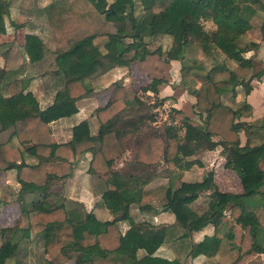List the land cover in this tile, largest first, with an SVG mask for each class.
Returning a JSON list of instances; mask_svg holds the SVG:
<instances>
[{
  "label": "trees",
  "instance_id": "16d2710c",
  "mask_svg": "<svg viewBox=\"0 0 264 264\" xmlns=\"http://www.w3.org/2000/svg\"><path fill=\"white\" fill-rule=\"evenodd\" d=\"M89 1L95 12L114 24V32L107 34L112 39H105L99 48L93 42L95 34H85L56 47L52 72L60 76L61 85L45 107H38L15 75L22 64L19 49L8 44L0 53V171L14 169L17 198L34 193V202L46 206L21 208L13 225L0 227V264L10 259L19 264L15 259L19 241L33 237L41 239L42 264L67 260L73 264H186L185 257L214 255L222 239L230 260L206 264H245L254 254L262 257L249 264H264V190L260 189L264 169L259 166L264 157V112L244 120L250 115L249 104L234 101L236 87H242L246 95L250 81L262 73V69L253 73L251 56L244 55L258 43L250 40L239 45L238 39L251 27L249 19L256 17L264 40V0ZM136 7L139 15L134 13ZM7 12L8 0H0V33L5 30ZM8 23L17 28L24 18L16 15ZM203 33L209 35V51L223 55L207 67L194 58L197 44L205 42ZM156 34L170 37L163 54L179 60V82L197 84L192 107L198 121L172 108L169 122L156 127L153 108L162 98L152 95L149 102L141 95L147 89L156 93L161 79L152 77L139 90L114 81L106 102L93 111L96 132L90 134L87 121L80 119L71 126L68 140L56 141L48 122L76 111L75 102L91 92L86 80L113 66H128L160 53L159 47L149 50L144 39ZM23 49L29 62L44 60L49 53L42 39L29 32L24 33ZM213 148L219 149L226 166L237 175L240 191L218 189L211 170L198 180H179L173 187H144L156 176L157 166L187 169L200 163L187 156ZM84 153L89 154L86 172L102 184L100 198L111 213L108 220H98L78 203H66L52 190L53 180L62 182ZM23 154L33 156L35 162H24ZM199 194H205L206 203L197 213L187 205ZM160 196L161 206L173 216L170 224L155 226L140 220L130 221L123 232L118 228L117 221L129 220L131 204L151 210ZM1 200L6 201V196L1 194ZM206 224L211 233L193 241L191 233ZM152 235L158 243L149 248ZM164 241L173 243L170 258L154 253ZM178 248L183 255L176 254Z\"/></svg>",
  "mask_w": 264,
  "mask_h": 264
},
{
  "label": "crops",
  "instance_id": "0c3cea01",
  "mask_svg": "<svg viewBox=\"0 0 264 264\" xmlns=\"http://www.w3.org/2000/svg\"><path fill=\"white\" fill-rule=\"evenodd\" d=\"M110 1L111 0H106V2ZM257 14L261 15L260 12H257ZM16 15L22 16L24 18V23L20 27L13 28L9 25L8 21ZM249 21L251 27L246 30L243 35H248L249 31L254 28L255 34L252 37H247L246 41L252 40L258 44L254 50H248L245 55L251 56L252 58L256 56L257 59H259L260 54H258V50L262 48L264 49V40L261 39L258 31L259 20L256 17H251ZM4 25L5 30L0 33V53L8 44H13L19 49L22 57V64L15 75L22 80L25 90H29L33 94L39 108L45 107L52 101L54 91L61 85L60 76L52 72L54 67L53 51L56 47L64 45L66 40L75 36L95 34L93 42L97 43L96 39H100L101 43L98 47L101 48L104 39H112V37H108L107 34L114 32V24L110 21L103 20L100 14L93 11L92 4L89 0H8V12L4 17ZM204 26L209 28L210 24L205 22ZM27 32L39 36L46 48L49 50V53L44 57V60L35 62H29L27 60V56L23 49V36L24 33ZM147 39H149L148 41L152 39L155 41L157 40V45L160 39L165 40V48H160L162 54L160 59L163 68L153 66L152 62L155 60L156 53H151L146 55L142 60L131 61L128 66H113L106 71L87 79L86 84L91 88V92L89 95L82 97L75 102L77 108L76 111L68 116L60 117L48 122L50 131L56 141L61 142L68 140L70 138L71 126L80 119H85L88 123V127L90 126V122H96L93 111L95 108L102 106L106 102L111 89V83L114 81H120L121 84L130 85L133 89L139 90L141 87H146L152 77L160 78V83L156 85V93H153L148 89L144 91V95L148 96L147 98L149 102H151L154 98L152 95H155L158 99L162 98L161 103L154 107L153 110L158 107H162V105L167 102L169 105L167 110H171L172 108L178 109L183 115H186L188 119L191 117L189 113L191 115H196L193 111L194 109L192 107V103L194 101L193 93L195 92L197 84L192 81H187L186 83L179 82V60L166 59L164 57L163 53L170 43V37L165 34H156L148 36ZM145 41L147 42V40ZM148 49L151 50V48ZM215 52L216 54L219 53V57H217V59L223 57L220 52ZM260 59L264 60L262 56ZM1 62L2 58L0 55V64ZM161 75H163V77ZM140 80H143L144 82L138 85L137 83ZM255 80V83H251L250 81L251 89L246 95L243 94L240 99L237 98L238 90L236 87V94L234 97L235 102L245 100L249 104L250 115L243 118L247 121L261 115L264 112V67L258 79ZM179 84H182V86H180L174 96H170L172 95V89L177 88V85ZM3 93L5 94L4 90ZM96 129L93 128V130H90L89 127V133L94 134ZM218 150V148H213L210 150L200 151L193 156L194 158L197 157L195 159L199 160V164L194 163L187 169H175V171L170 172V175L175 173L176 176L179 172V180L200 179L204 174L203 172H205V167H207L206 159L209 155H211V153H214V151H217L218 153ZM88 157L89 154L84 153L76 162H74L71 165L68 176L63 179L62 182L53 180L54 183H58V186L55 185L52 190L61 194L62 197H65L66 203L69 202L68 204H70V201L73 199L74 203H78L84 212L93 214L98 220H108L111 218V213L105 207L100 198L102 184L96 176L86 172ZM218 157L224 161L221 155L218 154ZM23 160L26 163L35 162L34 157L28 154H23ZM121 164L122 162L118 163V165ZM196 165L202 170V172H191L193 173V177L191 176L189 179H182L184 176L182 174L189 172V170L193 169V166L197 169ZM154 180L155 179L150 180L144 185V187H154L156 185L153 184ZM1 186H4V188L7 189H13L17 194L19 185L14 178L13 168H7L0 172V187ZM35 198L36 195L34 193H24L20 197H16L17 201L19 200V210L21 208L30 209L46 207L44 203L34 202ZM153 204L154 202L152 203V207L154 209L151 210H139L134 204L131 205L135 206L138 213L147 216L149 218L148 221L155 226L170 224L173 221L172 214L169 211L164 210L163 206L155 209ZM131 205L129 206L128 211V222L125 221L123 224L118 225L120 221H117V226L122 232L128 227L130 221L136 222L138 220H144V218L135 219V217H133L131 214ZM131 217L133 220H131ZM211 231L212 228L210 224H206L200 230L193 231L191 233V238L193 241H197L203 234H210ZM152 237L154 238L152 240L149 239L148 246H155V244L158 243L157 238L154 235L150 238ZM31 247L32 240L26 239L22 244L23 256L21 255L22 257H20L17 252L15 255V259H17L19 264L31 263ZM154 253L166 258L172 257L174 255L172 241L159 243V245H157L154 249ZM199 255L201 256L194 259ZM214 255L207 257L205 255L198 254L194 257L188 258L186 264H192L199 259L201 260V264H206L208 261L205 260L211 259ZM43 256L42 252L39 258L40 263L42 262ZM70 261L73 263L72 260H67L55 264H71Z\"/></svg>",
  "mask_w": 264,
  "mask_h": 264
},
{
  "label": "rangeland",
  "instance_id": "374dc122",
  "mask_svg": "<svg viewBox=\"0 0 264 264\" xmlns=\"http://www.w3.org/2000/svg\"><path fill=\"white\" fill-rule=\"evenodd\" d=\"M93 11H94V9H93ZM139 12L140 11H139L138 7H136L134 13L136 15H139L140 14ZM100 16L103 20H105L101 14H100ZM113 27H114V25H113ZM254 34H255L254 28L249 31L248 35L242 34L238 39V44L242 45L244 42H246L247 37L248 38L252 37ZM203 36L205 38V42L202 44H197V46H196L197 50H196V53L194 54V58H195V60L201 62L203 66L207 67L208 65H210V63H212L213 60H215V59L218 60L217 57H219V53L216 54V52L213 50L209 51V44H208L209 35L206 33H203ZM147 38H148V36H144V39L147 40L148 48H151V50H154V48H156L158 46H159V49L165 48L166 42L164 39H160V41L158 42V45H157V43H156L157 40L155 41L154 39H152V40L148 41L149 39H147ZM124 40L128 41V38H124ZM100 41H101L100 39H96L97 43H95V44L97 46L100 45V43H101ZM245 54H247V52ZM258 54H260L259 55L260 57L262 56L264 58V49L263 48L259 49ZM155 56H156L155 60L152 62L153 66L158 67V68H163L162 62L160 59V57L162 56L161 51H160V53H156ZM260 57H259V59H257L256 56H254L253 58L251 57V64H252L251 70L253 73L263 69V67H264V60H261ZM161 76L163 77V75H161ZM255 81H256L255 79H252L251 83H255ZM143 82H144L143 80H140V81H138L137 84L139 85V84H142ZM180 86H182V84H179V85H177V88L172 89V95H170V96H174L175 93L177 92V90L180 88ZM237 90H238L237 98L240 99L243 96L242 87L237 86ZM141 97L145 100L148 99L147 96L144 95L143 93H142ZM168 107H169V105L166 102V103H164V105H162V107H158L157 109H154L155 110V122L154 123H155L156 127L161 126L166 121L169 122L168 118H167L168 117L167 114L169 111V110H167ZM189 115L191 116L189 118V119H191L190 121H192V122L198 121L197 117L195 115H191L190 113H189ZM89 124H90V126H89L90 130H93V128L94 129L97 128V124L95 121L94 122L92 121ZM180 132H181V130H178V133H180ZM238 135H239L240 140L242 141L244 138V133L240 130ZM218 154L219 153H217V151H214V153H211V155H209V157L206 159L207 160V167H205V170H211L212 179H213V181L216 184L218 189L223 190V191H230V192L240 191V184H239V180H238L237 175L225 165L224 161H222L220 159V157H218ZM186 158L189 159V158H194V157H193V155H191V156H187ZM195 158H197V157H195ZM259 166L262 169H264V157L259 162ZM192 168L193 169L189 170V172L182 174V175H184L182 179L191 178V176L193 175V173H191V172H194V173H198L200 171L202 172V170L199 169L198 166H197V169L195 166H193ZM153 169H154V167H153ZM171 171H175V169H167V168H164L162 166H157L156 176L152 178V179H155L153 181V184H156L153 188L163 187V186H166L168 184L171 187L175 186L179 180V172L177 173V175H176L177 177H176L175 173L170 175ZM53 184L56 185L58 183H53ZM260 189L264 190V182L261 185ZM1 194L6 196V198H7L6 201L1 200ZM63 198L65 199V197H63ZM162 200L163 199L161 198V196L158 197L157 200H155V202L153 204V206H155V209H158L159 207H161ZM18 201L16 199V191H14L13 189L4 188V186L0 187V227H5V226L8 227V226H11L14 224V222L16 221V217L18 215V212H19ZM70 202L74 205L73 199ZM205 203H206L205 194H199L193 201L188 203L187 206L192 211L199 213L200 211H202L205 208ZM131 206H132L131 214L133 215V217H135V219L136 218H144V220L148 221L149 218L147 216H144V215H141L140 213H138V210L135 209L134 205H131ZM131 220H133V218ZM125 221L128 222V219L121 220L118 223V225L123 224ZM148 222L150 223V221H148ZM205 228H207V227H205ZM153 238L154 237H152L150 239L152 240ZM24 241H25V239H21L19 241V244H18L17 254L20 257L23 256L22 255L23 254L22 253V244ZM263 242L264 241L261 239V243H263ZM225 243L226 242L224 241V239H222L215 255L213 257H211V259H207L205 261H208V263H224V262L230 260V256L228 255V252L226 250ZM41 245L42 244H41L40 238H34V237L32 238V247L30 248V254H32V261H31V263H24V264H42V263H40V259H39L41 254H42V252H41L42 246ZM152 246L153 245L149 246V248ZM181 253L182 252H181L180 248L176 249V254H181ZM181 255H183V254H181ZM200 256L201 255L196 256L194 259H196ZM261 257H262L261 254H254L253 257L249 261H246L245 264H249V262H251L253 260H257L258 258H261ZM38 259H39V261H38ZM185 260H187V257L184 258V261ZM70 263L73 264L71 261H70ZM5 264H14V260L10 259V260L6 261ZM192 264H201V260L199 259L198 261H195Z\"/></svg>",
  "mask_w": 264,
  "mask_h": 264
},
{
  "label": "water",
  "instance_id": "95a60500",
  "mask_svg": "<svg viewBox=\"0 0 264 264\" xmlns=\"http://www.w3.org/2000/svg\"><path fill=\"white\" fill-rule=\"evenodd\" d=\"M7 167H8V165H7Z\"/></svg>",
  "mask_w": 264,
  "mask_h": 264
}]
</instances>
